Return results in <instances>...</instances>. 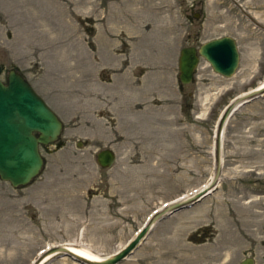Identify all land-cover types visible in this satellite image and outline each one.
<instances>
[{
  "label": "rangeland",
  "instance_id": "374dc122",
  "mask_svg": "<svg viewBox=\"0 0 264 264\" xmlns=\"http://www.w3.org/2000/svg\"><path fill=\"white\" fill-rule=\"evenodd\" d=\"M226 35L235 74L201 62L181 86V48ZM0 65L2 80L22 73L63 122L31 182L0 179V264L68 244L106 257L207 184L219 115L264 81V0H0ZM106 148L116 160L104 169ZM220 152L215 191L165 214L118 264H264V94L229 116Z\"/></svg>",
  "mask_w": 264,
  "mask_h": 264
},
{
  "label": "water",
  "instance_id": "95a60500",
  "mask_svg": "<svg viewBox=\"0 0 264 264\" xmlns=\"http://www.w3.org/2000/svg\"><path fill=\"white\" fill-rule=\"evenodd\" d=\"M197 52L209 63L214 72L225 77L232 76L238 68L239 51L235 39L231 36L213 38L202 43L198 50L194 46L181 49L178 70L182 84H188L193 79L199 59ZM263 92L264 87H260L249 93H243L230 102L222 112L216 126L214 141L215 169L208 187L154 214L124 247L101 260H90L74 253L67 246H59L42 252L34 264H41L59 254L73 256L87 264H118L126 258L139 245L151 226L165 214L176 212L188 204H193L216 187L221 169V140L227 118L239 106ZM62 127L63 124L58 116L21 74L10 70L6 83L0 78V179L8 181L13 187L28 184L42 168L43 159L38 150L39 145L56 142ZM115 159V153L108 148L100 150L96 156V161L101 168H110ZM240 264H253V259L246 258Z\"/></svg>",
  "mask_w": 264,
  "mask_h": 264
},
{
  "label": "bare ground",
  "instance_id": "6f19581e",
  "mask_svg": "<svg viewBox=\"0 0 264 264\" xmlns=\"http://www.w3.org/2000/svg\"><path fill=\"white\" fill-rule=\"evenodd\" d=\"M260 87H264V81H262L261 83H259L258 84V86L257 87H255V88H253V89H250L249 90V92L250 91H254L255 89H258V88H260ZM249 92H245V93H249ZM244 95H246V94H244ZM210 179L208 180V185L210 184ZM196 195V194H195ZM181 198H184V199H186L187 197H185V196H183V197H181ZM162 211V210H161ZM66 246H68V247H70L71 248V251H73L74 253H76V254H78V255H81V256H83V257H85V258H87V259H90V260H101L102 258H104V257H101V256H98V255H96V254H93V253H91V252H89V251H87V250H85V249H82V248H78V247H76V246H73V245H71V244H68V245H66ZM48 255H50V254H48ZM47 255V256H48ZM46 256V257H47ZM44 262H42L41 264H43Z\"/></svg>",
  "mask_w": 264,
  "mask_h": 264
},
{
  "label": "flooded vegetation",
  "instance_id": "af4514ba",
  "mask_svg": "<svg viewBox=\"0 0 264 264\" xmlns=\"http://www.w3.org/2000/svg\"><path fill=\"white\" fill-rule=\"evenodd\" d=\"M196 48H197V50H198V48H199V46H195ZM201 62H205V60L199 55V59H198V63H197V67L195 68V71H194V76H193V80H194V78L198 75V70H199V63H201ZM2 67V66H1ZM13 70H15V71H17L16 69H13ZM4 70H3V67H2V72H3ZM8 73H9V71H8ZM7 73V74H8ZM181 86H183V85H181ZM261 189L260 188H256L255 189V192H259ZM214 191H215V189H214ZM234 192L235 193H238V195L239 196H241L243 193H242V191L241 190H238V189H236V190H234ZM212 193V192H211ZM210 193V194H211ZM207 196H209V195H207ZM206 197V196H205ZM205 197H203L202 199H204ZM201 199V200H202ZM201 200L200 201H198L197 203H200L201 202ZM197 203H195V204H197ZM234 225H235V227L236 228H243V226L240 224V221H238V222H235L234 221ZM261 232H260V237L262 238L261 239V241H263L264 240V234H263V227H261V230H260ZM196 235L197 236H199V234L198 233H196Z\"/></svg>",
  "mask_w": 264,
  "mask_h": 264
}]
</instances>
